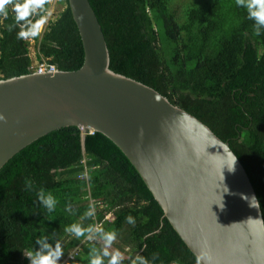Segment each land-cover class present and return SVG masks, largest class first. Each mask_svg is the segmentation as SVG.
<instances>
[{"label":"trees","instance_id":"1","mask_svg":"<svg viewBox=\"0 0 264 264\" xmlns=\"http://www.w3.org/2000/svg\"><path fill=\"white\" fill-rule=\"evenodd\" d=\"M17 2L22 0H10L7 16L0 14V79L33 72L31 46L39 60L49 58L60 70L79 69L85 54L69 1L61 0L58 16L24 39L17 38L21 26L27 31L41 23L51 0L19 23ZM90 2L110 67L154 87L229 140L264 215V26L257 35L255 21L236 0ZM41 188L57 200L52 212L36 195ZM90 205L94 215L85 216ZM74 223L115 231L128 250L120 264H131L137 255L153 264H201L124 152L102 132L75 125L40 137L0 169V264H30L25 254L55 250L58 241V264H89L102 239L99 233L77 237L66 230Z\"/></svg>","mask_w":264,"mask_h":264},{"label":"water","instance_id":"2","mask_svg":"<svg viewBox=\"0 0 264 264\" xmlns=\"http://www.w3.org/2000/svg\"><path fill=\"white\" fill-rule=\"evenodd\" d=\"M68 1L84 63L0 79V169L59 128L102 132L135 166L201 264H264L262 207L229 140L154 87L113 70L90 0ZM253 195L259 203L250 201Z\"/></svg>","mask_w":264,"mask_h":264},{"label":"clouds","instance_id":"3","mask_svg":"<svg viewBox=\"0 0 264 264\" xmlns=\"http://www.w3.org/2000/svg\"><path fill=\"white\" fill-rule=\"evenodd\" d=\"M9 2L10 0H0V14L7 16V9L5 8V5ZM45 2L46 0H22V2L15 3L14 11L16 13L15 19L17 23L26 21L31 13H33L36 9H43ZM236 3L238 6H242L247 9L248 18L255 21V33L259 35L261 33V26H264V0H236ZM39 24L40 21H37V23L32 24V26L28 28L27 31L24 30L23 26H21V30L17 32V38L24 39L29 36H36L38 34L36 29L39 27ZM4 119L5 117L3 114H0V120ZM236 160L237 157L235 156L230 167L226 164L230 172L235 171ZM25 186L26 188H31L32 181L26 178ZM36 195L48 212H52L54 210L57 200L50 192L46 194L45 190L41 188L36 192ZM251 200H256L259 203L258 198L255 195L251 197L250 201ZM94 211V207L90 205L84 215L93 216ZM126 219L129 223H134V219L131 215L127 216ZM66 230L74 233L77 237L88 233L89 239L93 238L92 234L99 233L100 238L104 242V247L102 249H97L95 247L92 248L89 264H105L104 257H108L107 264H120L122 259L121 252L119 250L111 253L108 251V247L117 238L115 231L106 232L102 228L92 225L84 228L76 223L69 226ZM36 242L43 243V240L38 238ZM43 247L49 248V245L44 243ZM62 254L63 250L61 243L58 241L55 250H50L47 253L33 250L32 252L25 255L30 259V264H57V258ZM153 260H155V254H153ZM131 264H153V262L146 257L137 255L135 259L131 261Z\"/></svg>","mask_w":264,"mask_h":264},{"label":"rangeland","instance_id":"4","mask_svg":"<svg viewBox=\"0 0 264 264\" xmlns=\"http://www.w3.org/2000/svg\"><path fill=\"white\" fill-rule=\"evenodd\" d=\"M63 7H64V3L61 2V0H52L51 5H50V7L46 13V16L42 22L46 23L48 20L56 18L58 16L59 12L63 9ZM31 55L33 58V64L37 63L38 59L36 58V48L33 46H31ZM99 241L102 242V246L104 247L103 240H99ZM116 250H119L121 252L122 257L127 256V251H128L127 248H126V250H124V247H122V244L120 243V241H118L117 238L108 247V251L110 253L114 252ZM59 259H60V257L57 258V264L59 263ZM65 260H66V258H65Z\"/></svg>","mask_w":264,"mask_h":264},{"label":"built area","instance_id":"5","mask_svg":"<svg viewBox=\"0 0 264 264\" xmlns=\"http://www.w3.org/2000/svg\"><path fill=\"white\" fill-rule=\"evenodd\" d=\"M52 1V0H51ZM43 21V20H42ZM40 23V30H43L46 23L42 22ZM46 22V21H45ZM44 26V27H43ZM31 69L33 71H37L40 73H46V72H55L56 70H58V67L55 63L51 62L49 60V58H42V59H38L37 63H34L31 66ZM90 132L92 133L93 131L90 130ZM83 161L85 162V159H83ZM82 178H87V170L85 169V173H83L81 175ZM109 218H112L113 215L109 214L108 215Z\"/></svg>","mask_w":264,"mask_h":264}]
</instances>
